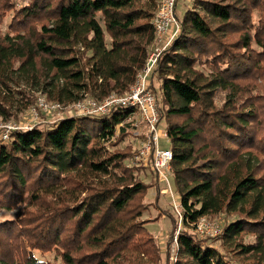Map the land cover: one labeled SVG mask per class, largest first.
<instances>
[{
    "label": "trees",
    "instance_id": "1",
    "mask_svg": "<svg viewBox=\"0 0 264 264\" xmlns=\"http://www.w3.org/2000/svg\"><path fill=\"white\" fill-rule=\"evenodd\" d=\"M156 4L27 0L16 8L0 0V23L12 15L0 33V120L33 103L14 90L16 78L62 103L125 94L153 44ZM175 15L180 30L151 86L155 77L180 222L193 229L201 216L231 213L220 239L239 259L181 232L173 264H264V0H194ZM129 115L71 116L0 140V211L26 209L0 222V264H160L140 219L150 184L141 166L125 163L129 148L105 146L117 127L125 137ZM167 216L175 228L179 216Z\"/></svg>",
    "mask_w": 264,
    "mask_h": 264
},
{
    "label": "built area",
    "instance_id": "2",
    "mask_svg": "<svg viewBox=\"0 0 264 264\" xmlns=\"http://www.w3.org/2000/svg\"><path fill=\"white\" fill-rule=\"evenodd\" d=\"M177 1L157 0L152 19L154 29L153 44L144 65L137 72L134 82L125 94L111 93L102 99L85 95L72 103L48 102L45 97L39 96L35 104L31 106L30 118H27L25 123H0V140H9L12 132L39 127L37 122H39L40 115L44 113L63 112L64 114V111L69 112L68 114L70 115L64 116L62 114L58 119L60 120L71 116H104L117 108H125L130 111L127 121L131 120L134 115H138L139 119L146 125V132H142L143 135H141L138 142L136 158L140 162L148 164L150 169L156 173L158 179L166 180L168 183L166 175L173 160V152L170 148H161L159 146L160 137L170 138L167 130L159 131L161 118L156 94L151 86V77L162 52L171 45L180 30V23L175 15ZM55 122L51 121L46 123V125ZM174 208L180 222V205L175 204ZM193 232L200 237H212L220 233V229L215 222L208 220L206 216H201L194 224ZM176 241L177 236H175V243Z\"/></svg>",
    "mask_w": 264,
    "mask_h": 264
},
{
    "label": "rangeland",
    "instance_id": "3",
    "mask_svg": "<svg viewBox=\"0 0 264 264\" xmlns=\"http://www.w3.org/2000/svg\"><path fill=\"white\" fill-rule=\"evenodd\" d=\"M15 1V7L19 8L21 5L25 4L27 0H14ZM194 0H178L176 5V13L178 18H182L183 14L188 8H191L193 6ZM208 1H220L222 3L229 2L230 0H208ZM198 10H200V7H197ZM12 15L9 13L3 20L2 23H0V33H6L8 31L9 22L11 21ZM257 14H253V19H256ZM179 32V31H178ZM178 34V33H177ZM17 83L19 81V87L14 86L15 84H12L14 87V90L19 91H25L32 95L33 97V103L35 104L36 99L39 96H43L46 98L48 102L53 101L52 99H48L46 94L36 90V85H31L27 80L23 78H16ZM153 82V89L158 94V104L161 103V94H160V87L159 82L155 77L152 79ZM56 101V100H55ZM215 101L218 104H222L224 102V93L223 92H217V95L215 97ZM30 105L26 110H22L21 112H16V108H12V115L7 120H0V123L5 122H11L15 124H22L27 121V118H30ZM69 112L64 111L63 112H53L50 114H41L39 117V122H37V125L39 128H44L49 125H46V123H50L51 121H57L61 115H70ZM130 126L127 127L126 135L123 139H119L118 135V127L116 130L115 137L112 138V141L107 143L105 146L108 150H123L125 148H129L130 153L133 152V156L131 157V160H126L125 163L127 165H137L141 166L142 170L139 171V178L147 183L150 184V186L147 189V193L145 196V208L142 211L140 219L145 222V227L148 229L149 233L151 234L153 240L158 245L161 253V262L160 264H173L175 260H177L178 252H177V241L175 243V236L178 237V235L181 232H187L189 234H192V236L195 237V239H205V244L209 247L217 249L221 254H227L231 257H234L235 263H238L239 256H237L236 249L233 246L223 245L221 243V233L223 230V227L227 225L230 221L234 219V216L231 213H218L213 216H206L208 220L215 222L216 225H218V228L220 229V233H218L215 236L212 237H200L199 235H196L193 232V229L191 228H185L181 222L178 221L177 226L174 228L172 227V221L169 216H167V213H169L174 218H177L178 214L174 208V205H179V197L178 192L175 184V180L173 177L172 168L168 170L167 172V181L166 180H160L158 177L154 175V173L147 167V169L143 168L142 162H140L136 158V153L138 149V142L143 135L142 132H146V125L143 123L141 119H139L138 115H134L133 118L129 121ZM167 129V121L165 118L161 120L159 131H166ZM170 139L160 137L159 138V146L161 148H168L170 147ZM2 141V140H1ZM6 142V141H3ZM171 149V148H170ZM167 191V192H166ZM175 203V204H174ZM26 211L25 208H20L17 210H2L0 211V222L15 218L17 215H23V213ZM181 212V210H179ZM179 232V233H178ZM171 237V242L168 244V239ZM248 239V238H247ZM168 244V245H167ZM35 256L38 259H48L51 260L53 258V253H46L41 254L38 252H35Z\"/></svg>",
    "mask_w": 264,
    "mask_h": 264
}]
</instances>
